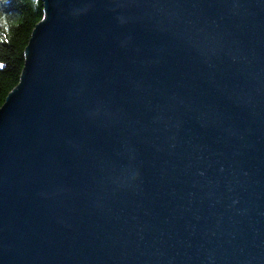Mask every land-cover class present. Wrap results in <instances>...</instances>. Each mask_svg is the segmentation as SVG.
Segmentation results:
<instances>
[{"label": "water", "instance_id": "water-1", "mask_svg": "<svg viewBox=\"0 0 264 264\" xmlns=\"http://www.w3.org/2000/svg\"><path fill=\"white\" fill-rule=\"evenodd\" d=\"M0 106V264H264V0H43Z\"/></svg>", "mask_w": 264, "mask_h": 264}, {"label": "trees", "instance_id": "trees-1", "mask_svg": "<svg viewBox=\"0 0 264 264\" xmlns=\"http://www.w3.org/2000/svg\"><path fill=\"white\" fill-rule=\"evenodd\" d=\"M43 0H0V106L19 82L24 47L34 24L45 17Z\"/></svg>", "mask_w": 264, "mask_h": 264}]
</instances>
